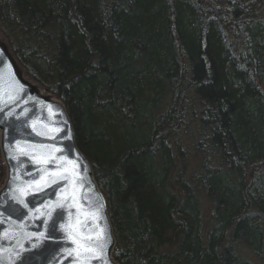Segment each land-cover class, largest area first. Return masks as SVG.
<instances>
[{
  "label": "trees",
  "instance_id": "16d2710c",
  "mask_svg": "<svg viewBox=\"0 0 264 264\" xmlns=\"http://www.w3.org/2000/svg\"><path fill=\"white\" fill-rule=\"evenodd\" d=\"M0 32L63 103L119 264H256L235 245L264 254V0H0ZM186 89L215 157L189 173L195 183L172 168L181 158L164 129L176 130ZM4 172L0 155V185ZM193 186L210 206L205 227Z\"/></svg>",
  "mask_w": 264,
  "mask_h": 264
},
{
  "label": "water",
  "instance_id": "95a60500",
  "mask_svg": "<svg viewBox=\"0 0 264 264\" xmlns=\"http://www.w3.org/2000/svg\"><path fill=\"white\" fill-rule=\"evenodd\" d=\"M0 78V88L16 97L15 103H0V155L6 169L0 186V264H85L84 256L75 258L73 233L105 238L101 241L103 251L96 247L87 264H119L112 255L116 242L106 202L90 163L77 148L63 103L25 74L2 35ZM31 145L51 149L56 163L69 169L68 181H49L42 191L29 188L40 179L43 167L57 171L52 164H37ZM77 176L84 178L83 184L76 182ZM18 188L25 189L24 195ZM69 195L73 199H66ZM17 196L25 200L26 209L14 199ZM69 251H73L72 257L67 256ZM93 255L100 259H93Z\"/></svg>",
  "mask_w": 264,
  "mask_h": 264
},
{
  "label": "bare ground",
  "instance_id": "6f19581e",
  "mask_svg": "<svg viewBox=\"0 0 264 264\" xmlns=\"http://www.w3.org/2000/svg\"><path fill=\"white\" fill-rule=\"evenodd\" d=\"M261 3V2H260ZM253 4L255 5V7H248L246 10H248V11H250L251 10V12H252V17L253 18H256L255 16H256V13H258V14H260V13H262V9L260 8V6L258 5L257 6V8H256V2H253ZM253 6V5H252ZM221 8H224V9H226V5H224V3L222 2V4H221ZM256 19H259V18H256ZM258 21H256V24H258L257 23ZM255 23V22H254ZM224 25V24H223ZM236 25H237V23H231V24H228V25H224L223 26V33H224V37L227 39V41L229 42V43H231L232 44V47H236L237 45H238V40H237V36L238 35H235V33H234V30L236 29ZM0 35H2V33L0 32ZM2 36H4V35H2ZM7 40V39H6ZM9 44V43H8ZM10 46V45H9ZM11 48V47H10ZM13 52V51H12ZM17 60V59H16ZM20 65V64H19ZM21 66V65H20ZM26 74V73H25ZM185 95L187 94V97H186V100L187 101H190L191 103H192V105H193V107H196V108H198V109H200V110H202V114H204V115H206V113H205V109H203L199 104H198V101H197V99H195V94L192 92V90L191 89H186L185 90ZM59 100V99H58ZM202 103V102H201ZM163 106V105H162ZM163 108H165V106H163ZM67 116H68V114H67ZM184 119H182V120H180L179 121V126H182V125H184L183 123H190V126H189V128L192 126V127H197V124H195L194 122H193V118H191V117H189V116H187L186 118L185 117H183ZM68 119H69V121L71 122V120H70V118H69V116H68ZM188 124L185 126V127H187L188 126ZM185 127H181V128H178V129H182V128H185ZM177 130V129H176ZM74 135V134H73ZM207 135V134H206ZM206 135H205V132L202 130V129H200V131H199V133L197 134V139H200L201 140V138L203 139V140H205V137H206ZM179 138V139H177V138ZM180 138H182V139H184L183 138V136H176V135H174V134H171V135H169V137L167 138V140H168V142H169V144H168V146H169V151H170V153H172V155H174L180 148H181V146H180V144L182 143H180ZM207 138V137H206ZM74 139H75V135H74ZM186 140V139H185ZM206 141V140H205ZM204 141V142H205ZM78 148V147H77ZM202 153L204 154V157H203V160L202 159H198V158H192V159H185L184 158V160L181 162V163H179V164H177L176 166H172V168H174L175 170H178L179 172H190V173H192V172H198L199 171V168H198V166L203 162V163H214V162H212V161H214L215 160V157L210 153V150L208 149V148H206V149H204L203 151H202ZM209 156V157H208ZM213 159H212V158ZM209 160V161H206V160ZM259 164H263V162L262 161H259L258 162ZM5 171H6V169H5ZM171 174V173H170ZM182 175H183V177H182ZM181 175V177L184 179V180H186V181H191L192 183H195V180H194V178H191L190 176H189V174H186V173H184V174H182ZM178 177V176H177ZM172 178V174H171V177H168V179H171ZM175 185H176V183H174ZM173 187V186H172ZM99 188V187H98ZM174 188V187H173ZM175 189V188H174ZM99 190H100V188H99ZM101 191V190H100ZM192 191V190H191ZM101 193V196L103 197V199L105 200V202H106V198H105V195H104V193L101 191L100 192ZM192 193H193V196L196 194V199L198 200L197 201V207H198V211H199V216L197 217V219H198V223L201 225V226H203V227H205L206 226V224L210 221L209 219H210V216H209V214H208V210H203L202 208V205H201V202H200V197L202 196V195H204V191H203V189L201 188V187H198V186H193V191H192ZM105 209H106V214H107V216H108V218L110 219V216H109V210H108V205H107V202L105 203ZM209 209V208H208ZM204 233H205V231H204ZM116 247V246H115ZM115 249V248H114ZM235 251L238 253V254H240V255H242V256H244V257H246V258H248L249 260L252 258V260L253 259H255V260H259V261H262V260H264V254H258V253H256L253 249H251L250 247H248V246H243V245H235ZM113 253L114 252H112V255H113ZM114 259V258H113ZM115 260V259H114ZM254 261V260H253ZM119 263V262H118Z\"/></svg>",
  "mask_w": 264,
  "mask_h": 264
},
{
  "label": "snow or ice",
  "instance_id": "6c2138e0",
  "mask_svg": "<svg viewBox=\"0 0 264 264\" xmlns=\"http://www.w3.org/2000/svg\"><path fill=\"white\" fill-rule=\"evenodd\" d=\"M0 82H2V78H0ZM14 92V90H13ZM7 96L8 99L4 100L3 97ZM16 97L14 94L9 92H4L2 88H0V103H15ZM2 111V109H0ZM56 132L61 131V129H55ZM37 135H45L43 132H38ZM50 139H55V137H50ZM34 150V159H36V163L47 166L49 164L54 165L57 168V171L49 172L47 170V167H43L41 169L40 179L36 181L35 185H29V188L35 187L36 191H42L44 187H47L49 185V181L51 183H59L61 180L67 182L69 179V169L65 168L63 164H57V157L51 156L50 152L51 149L45 150L44 146H36L31 145L29 146ZM23 151V149H21ZM56 152H60V149H55ZM15 158V157H13ZM67 163L72 164V161H67ZM76 165H73V168H75ZM76 182L83 184L84 178L82 176L76 177ZM17 191L21 193V196L24 195L25 189L18 188ZM21 196L14 197L18 201L20 205H22L25 209L28 207L27 203H25V200L21 198ZM66 199H73L71 195L66 197ZM16 209H12V212L14 213ZM2 223V221H0ZM53 229L55 228V221H53V224L51 226ZM86 227V225H85ZM93 232L95 229L92 230ZM41 236H43V233H41ZM73 243L77 245V249L75 251V258L79 259L81 256H84L86 258L85 264H87V257L94 253L95 248L99 247L101 252L103 251V246L101 245V241L105 239L102 235H84V234H78L73 233ZM95 246V247H94ZM73 251H69L67 253L68 257L73 256ZM93 259H100V257L92 256Z\"/></svg>",
  "mask_w": 264,
  "mask_h": 264
},
{
  "label": "rangeland",
  "instance_id": "374dc122",
  "mask_svg": "<svg viewBox=\"0 0 264 264\" xmlns=\"http://www.w3.org/2000/svg\"><path fill=\"white\" fill-rule=\"evenodd\" d=\"M40 86L43 87L41 84H40ZM166 103L167 102H164L163 106H165ZM163 106L161 105V108H162L161 110L164 109ZM180 110L183 111V113L179 117H177L175 119L174 118L170 119L171 123H173L174 127H176L177 130H174L172 127H171L172 130L168 129L167 126L164 128L165 131H171L172 134H174L176 136H183V138H184V139L180 138V143L182 142L180 144L181 148L174 154V158L175 159L181 158V162L184 160V158L185 159L198 158V159L203 160L204 154L202 153V151L204 149H206L207 146H206L204 141L197 139V134L200 131L199 127H196V126L192 127L191 126L189 128L190 123L188 124L186 122L183 123L184 125H182V126H179V124H178L180 120L184 119L183 117L186 118L187 116L193 118L194 119L193 122L196 124L199 120L197 108L193 107V105L190 101H188V102L185 101V104L181 107ZM158 113H160V111ZM187 124H188V126L185 127ZM181 127H185V128L178 129ZM177 139H179V138H177ZM206 161H209V160L207 159ZM212 162H215V160ZM189 173L190 172H187V174H189ZM4 178H5V172H4ZM4 178H3V180H4ZM2 183H1V185H2ZM199 200H200L201 205L203 207L202 209L208 210V208L210 206H209L207 200L204 198V195H202ZM114 250H113V252H114ZM253 260L255 261L256 264H264V260H262V261H259V260L257 261L255 259H253Z\"/></svg>",
  "mask_w": 264,
  "mask_h": 264
}]
</instances>
